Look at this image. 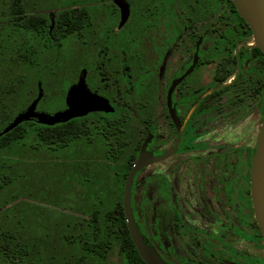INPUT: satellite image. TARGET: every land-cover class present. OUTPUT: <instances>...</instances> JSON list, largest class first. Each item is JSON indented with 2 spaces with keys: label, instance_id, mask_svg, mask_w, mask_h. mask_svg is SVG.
Wrapping results in <instances>:
<instances>
[{
  "label": "flooded vegetation",
  "instance_id": "obj_1",
  "mask_svg": "<svg viewBox=\"0 0 264 264\" xmlns=\"http://www.w3.org/2000/svg\"><path fill=\"white\" fill-rule=\"evenodd\" d=\"M218 1L71 0L69 7L82 15L73 31L78 47L66 51H82L86 40L95 58L84 84L110 109L59 123L86 120L81 122L85 142L72 144L71 154L91 152L85 168L104 181L116 164L112 178L120 197L125 175L147 139L144 149L154 160L133 174L130 204L144 242L168 264H264V256L253 259L247 248L264 254L249 195L251 155L264 117V55L231 0H226V15L218 12L205 25L203 14L212 15ZM46 18L47 24L40 17H23L38 38L36 47L27 42V53L60 41L57 14ZM56 66L67 75L65 67L58 70L62 64ZM64 97L60 110L66 108ZM145 104L148 113L141 110ZM239 152H245L246 162L236 159ZM148 166L143 189L151 201L150 237L132 206L135 180ZM236 243L251 257L239 255ZM221 248L227 253L220 254Z\"/></svg>",
  "mask_w": 264,
  "mask_h": 264
},
{
  "label": "rangeland",
  "instance_id": "obj_2",
  "mask_svg": "<svg viewBox=\"0 0 264 264\" xmlns=\"http://www.w3.org/2000/svg\"><path fill=\"white\" fill-rule=\"evenodd\" d=\"M8 2L9 0H6V3ZM21 4L23 9L21 15L1 18L4 21L3 26L11 27V33L7 43L6 61L0 70V83L2 82L7 88L4 95L0 97V130L34 100V112L52 114L63 110L60 108L63 106L64 93L66 96L71 85L69 82L75 77H78L77 80L81 78L84 81L85 72L87 73L90 69L94 71L92 60L95 58V53L87 50L86 40L83 41L82 51H66L68 48L78 47L73 46L74 32L61 37L56 46L40 47L37 54H32L27 53L24 48L27 42L30 43V47H36L38 38L32 36L29 32L31 30L27 28L18 30L12 25V21H22L26 15L43 18L47 24L46 15L54 13L56 16L58 11L68 10L73 4H68L59 9H56L59 5H54L55 2L50 0L47 2L46 0H21ZM228 7L229 4L226 0H219L216 7L211 9L212 15L208 16L207 12L203 14L206 20L205 25H207L208 17L214 19L218 12L226 15ZM227 25L230 26V23ZM22 55H28V58L33 57L35 59L27 61L25 58L22 60L20 57ZM57 64L63 65L58 70H63L65 67L64 71L67 75L57 71ZM58 74L61 78H58ZM56 79H61L62 82L56 84ZM144 107L145 110L141 105V110L148 113V104H145ZM133 118L135 119V117ZM21 122H25L23 125L24 137L15 141L16 143L12 141L4 147L0 146V178L5 176L9 179V183L0 190V203L4 204L0 208V229L13 228L12 217L16 214L24 213L26 218L34 214L43 217V212L46 210L54 211L55 216L70 215V224L67 227L71 234H76L77 232L88 231L85 223L92 211H95V215L101 220L103 215L105 219L106 213L110 210L118 206L121 207L120 187L116 181L114 183L112 178V175L116 173L114 171H117L116 164L115 166L114 164L110 165V176L108 175L105 181L101 174H88L85 167L90 161L86 155L91 152L84 151L79 153L80 156L77 158L74 157L70 151L71 145L74 143H69L63 147L57 144L55 152L46 149L44 144L36 147L29 146L31 143H36V125L52 126L56 124L58 125L56 127L60 129L61 124L65 123L57 122L58 124L47 125L34 119ZM81 122L86 123V120H79L77 124L82 125ZM256 125L257 119L254 117L252 120L253 138H255ZM133 127H137L136 122ZM66 154L68 155L66 156ZM236 159L246 162L245 152L237 153ZM148 171L149 166L135 180L132 206L139 225L147 237H150L153 227L151 201L147 196L144 197L146 190L143 189ZM105 191L107 193H104ZM98 196L102 197L101 204H97L95 199ZM34 226L43 230L36 221L31 224L29 219H26L25 241L28 247L22 264H61L63 254L60 253L59 243L54 238L48 239L45 233H41L38 238H32L29 232L30 228ZM162 227L164 226L160 225L161 229ZM247 248L252 252L253 259L261 255L264 256L257 249L250 248L249 245ZM162 249L164 250L163 247ZM234 250L245 258L251 257L243 253L245 250L240 243H236ZM219 252L222 255L227 253L224 248H221ZM238 259V256L233 257L232 262ZM85 260L88 264H122L116 244L108 249L102 257L98 258L90 253L86 254Z\"/></svg>",
  "mask_w": 264,
  "mask_h": 264
},
{
  "label": "trees",
  "instance_id": "obj_3",
  "mask_svg": "<svg viewBox=\"0 0 264 264\" xmlns=\"http://www.w3.org/2000/svg\"><path fill=\"white\" fill-rule=\"evenodd\" d=\"M50 1H54V5H59L60 7L66 6L71 2V0ZM22 10L21 0H9L8 3H6V0H0V70L6 61L7 43L11 33V27L7 25L3 26L2 23H4V21L1 20V18L10 15L19 16L22 14ZM80 15H82V13H73L70 9L58 11L56 20L59 24L57 32L60 37L68 35L76 28L80 27L81 22L78 18ZM12 23L18 30H21V28L26 29L29 25L25 19L19 22L12 21ZM35 24L39 28L42 27L41 21ZM20 57H22V60L27 58L25 59L27 61L35 59L33 57L28 58V55H22ZM5 90H7V88L1 82L0 97L4 95ZM24 124L25 122L18 123L5 133L0 134V146L4 147L9 142L14 141L13 143H16L15 141L21 140L25 135L23 128ZM56 126L58 125H36V143H31L29 146L32 145V147H36L37 145L44 144L46 149L55 152L57 144L62 147L69 143L84 144L86 132L83 125L61 124L60 129ZM67 155L68 154H66V156ZM8 180L9 179L5 176L0 178V190L9 183ZM95 199L97 204H101L102 197L98 196L95 197ZM3 206L4 204L0 203V208ZM70 218L71 216L68 214H63L60 217L55 216L54 211L46 210L43 212V217L34 214L26 218L24 213L16 214L12 217L13 228L0 229V264H22L27 254L28 247L25 241L26 219H29L31 224L36 221L43 229L40 230V228L36 226L31 227L29 233L32 238H38L41 233H45L48 239L54 238L59 243L61 247L60 253L63 254L61 264H88L85 260L86 254L92 253L100 258L114 244L117 245L122 264H144L129 238L121 207L118 206L110 210L106 213L105 219L103 215L101 220L95 215V211H92L85 223L88 229L87 232L84 231L71 234L67 227L70 224Z\"/></svg>",
  "mask_w": 264,
  "mask_h": 264
},
{
  "label": "water",
  "instance_id": "obj_4",
  "mask_svg": "<svg viewBox=\"0 0 264 264\" xmlns=\"http://www.w3.org/2000/svg\"><path fill=\"white\" fill-rule=\"evenodd\" d=\"M237 13L248 25L254 46L264 55V0H231ZM168 90L167 95L169 94ZM39 96V95H38ZM35 100L21 113L0 130L5 133L18 123L28 119H34L42 124H54L64 122L70 118L80 116L91 110H109L105 100L90 93L83 79L79 78L75 84L69 86L66 96V108L47 114L34 112ZM147 140V139H146ZM146 140L142 142L139 153L128 169L122 186L121 210L129 238L144 264H168L155 250L147 245L135 224L130 204V186L133 174L139 168L148 165L152 160L151 153L145 151ZM166 154L156 157L161 159ZM249 195L254 221L258 227L264 245V117L261 121L254 151L251 155L249 170Z\"/></svg>",
  "mask_w": 264,
  "mask_h": 264
}]
</instances>
